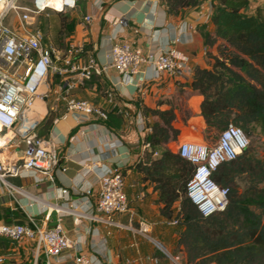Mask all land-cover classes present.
<instances>
[{
	"label": "crops",
	"instance_id": "0c3cea01",
	"mask_svg": "<svg viewBox=\"0 0 264 264\" xmlns=\"http://www.w3.org/2000/svg\"><path fill=\"white\" fill-rule=\"evenodd\" d=\"M217 2L202 0L197 7L183 9L172 16L164 0H85L84 9L78 7L66 12L70 19L68 29L62 37L52 34L53 42L59 40L64 47L84 45L96 57L98 66L109 62L114 44H129L145 56L172 44L191 73L180 78L164 74L155 79V73L146 65H140L138 74L127 77L107 68L103 75L93 77L73 92L76 98L103 108L109 115L106 121L74 113L63 118L66 107L59 97L61 84L52 78V87L48 85L45 89V103H38L37 111L41 121L49 110L56 116L48 138L56 143L60 165L67 170L59 168L51 177L40 173L30 177L10 176L6 179L7 185L0 181V223L26 222L33 217L39 225L52 227L60 221L75 242V249L66 252L69 258L65 264L78 252H90L92 243H101L106 248L98 264H188L185 251L177 245L183 228L171 225L173 220L161 214L159 193L153 184L142 180L133 166L144 152L147 134L142 126L162 125L157 116L145 109L174 110L173 127L179 135L170 144L180 145L197 139L196 134L187 131L193 120H187L185 113L189 127L182 124L178 107L200 115L202 97L192 89L191 83L195 68H211L207 52L217 55L216 46L205 44V35H215L212 9ZM258 8H264V0H251L245 12L254 14ZM87 17L91 19L87 21ZM121 20L125 24L121 25ZM178 37L182 41L175 43ZM198 121L205 124L201 115ZM1 151L5 158L15 160L21 155L22 145L15 140ZM84 161L112 170H125V193L131 212L118 217L117 221L126 227L137 225L140 219L148 221L153 225L148 237L83 217L85 210L95 205L100 189L97 175L85 173L86 168L81 164ZM36 178L43 181L37 182ZM59 189H67L69 195L60 197ZM87 189L93 192L89 197L84 192ZM0 259L1 264L46 262L43 253H36L35 242L18 244L4 238L0 239Z\"/></svg>",
	"mask_w": 264,
	"mask_h": 264
},
{
	"label": "built area",
	"instance_id": "2783aa9c",
	"mask_svg": "<svg viewBox=\"0 0 264 264\" xmlns=\"http://www.w3.org/2000/svg\"><path fill=\"white\" fill-rule=\"evenodd\" d=\"M79 0H0V181L7 185L10 176L30 177L37 173L51 177L59 168L60 154L56 143L41 138L37 128L41 122L38 103H45L46 88L50 76L63 78L59 86V97L66 112L85 117L108 120V113L88 100L78 99L73 92L95 76H101L107 68H113L120 76L139 73L140 65L150 67L155 79L166 74L177 78L191 73L185 60L181 59L172 45L160 47L154 54L145 56L129 44H114L110 60L98 66L96 57L84 45L69 44L66 50L59 49L48 40L40 28V18H48L50 12L66 13L78 8ZM100 1V0H99ZM91 18L87 17L89 21ZM125 24L124 20L119 22ZM182 39H175L180 43ZM146 134L151 129L142 126ZM83 134V131H81ZM17 140L22 145L18 159L5 158L1 150ZM250 141L243 131L233 124L227 126L212 143L184 142L178 146L177 154L193 166L192 177L187 185V196L197 206L201 215L209 218L226 209L228 189L218 185L212 175L224 163L235 160L249 147ZM150 144L144 150H150ZM160 150L153 153L159 157ZM86 174L95 173L99 180V193L95 205L87 208L83 217L107 226L125 228L148 237L153 225L140 219L137 225L123 226L117 218L131 212L125 193V178L119 171L84 161ZM37 182L42 179L36 178ZM60 197L69 195L67 189H59ZM86 196L92 189L84 191ZM143 195L140 197L142 198ZM171 225H178L176 220ZM21 244L33 241L36 253L46 257L45 264H65L66 254L75 249V242L59 221L52 227L39 225L33 217L23 224L0 223V239ZM90 252H78L68 264H98L105 256L106 248L92 243ZM3 260L0 259V264Z\"/></svg>",
	"mask_w": 264,
	"mask_h": 264
},
{
	"label": "trees",
	"instance_id": "16d2710c",
	"mask_svg": "<svg viewBox=\"0 0 264 264\" xmlns=\"http://www.w3.org/2000/svg\"><path fill=\"white\" fill-rule=\"evenodd\" d=\"M201 1L164 0L171 16L197 7ZM250 3L251 0H218L213 5L215 35H205V44L216 46L217 55L207 52L211 68H195L191 87L202 97L200 115L208 128L222 132L233 124L248 139L255 135L264 139V8L247 14ZM84 5L85 0L78 1V7L84 9ZM58 15L57 35L62 37L70 19L65 13ZM57 47L66 50L68 46ZM52 78L62 84L61 77L50 76V87ZM145 111L157 116L162 125L147 126L152 131L146 135L144 145L149 143L151 149L142 152L133 168L159 193L161 214L183 228L177 245L185 251L187 263L264 264V160L256 157L249 145L235 160L221 165L212 178L228 189V205L224 211L205 218L187 196L193 166L166 148L179 135L173 127L174 110ZM55 118L49 110L37 128L39 137L48 138ZM157 149L160 155L153 158ZM118 171L125 176V170ZM239 180L245 181L243 191Z\"/></svg>",
	"mask_w": 264,
	"mask_h": 264
},
{
	"label": "rangeland",
	"instance_id": "374dc122",
	"mask_svg": "<svg viewBox=\"0 0 264 264\" xmlns=\"http://www.w3.org/2000/svg\"><path fill=\"white\" fill-rule=\"evenodd\" d=\"M51 17L50 18H45V15L42 16L40 18V28L43 31L44 34H47L49 37H51V40L53 39V35L52 34H57L58 30H59V21H60V16L58 15V13H50ZM66 15V13H65ZM58 39V37H57ZM56 46H61L59 40H57V42H53ZM63 47V46H61ZM178 114H180L182 120V124H186L189 127V124L187 123V120L192 119V125H190L191 127L188 128L187 131L196 134V140H194L193 142H200V143H205V144H209L214 142L215 139L218 138L221 130H216L213 128H208L204 123H201L198 121V117H200L198 112H191L189 110H184L181 107H178ZM186 113L187 116V120L184 117ZM180 122V124H181ZM250 140V146L251 149L253 150L254 154L256 157H258L259 159L264 160V139L255 135L252 138L249 139ZM189 142V141H187ZM179 145L176 144H168L166 146L167 149L177 152ZM158 158V157H156ZM239 184L241 187V190L243 191L245 188V181L244 180H239ZM179 204H177L175 206V209H178Z\"/></svg>",
	"mask_w": 264,
	"mask_h": 264
}]
</instances>
